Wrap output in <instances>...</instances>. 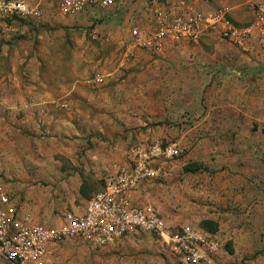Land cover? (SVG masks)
Here are the masks:
<instances>
[{"label":"rangeland","instance_id":"rangeland-1","mask_svg":"<svg viewBox=\"0 0 264 264\" xmlns=\"http://www.w3.org/2000/svg\"><path fill=\"white\" fill-rule=\"evenodd\" d=\"M144 1L137 5L143 6V10L136 18L128 15L129 9L123 3L117 20L105 14L97 19L91 16V28L103 27L115 38L101 41L87 36L84 46L77 44L71 48L57 43L56 51L43 52L44 66L35 69L42 76L57 79L73 77L76 70L84 91H109L116 95L113 100L116 112L100 109L96 116L98 129L91 124L92 115L83 118L85 134L106 142L99 149L116 158L112 163L116 170L119 166L132 167L135 146L157 140L181 143L184 151L175 163L185 161L184 172L201 179L203 185L196 191L200 195L194 199L208 208L200 216L212 213L216 224L215 231L206 230L202 222L210 219L204 218L189 227L219 244L217 251L206 253L200 264H264V66L260 67L264 64V39L255 33L250 40L238 44L210 33L199 43H176L173 49L161 52L137 48L127 55L131 29L135 26L154 29L157 25L156 19L142 13L147 7ZM31 4L39 6L42 16L45 15L41 4L34 1ZM255 4L253 0H245L242 17L229 21L237 27L249 26L254 19ZM173 5L175 0L159 3V7ZM55 6L56 0L54 10ZM40 19H28L26 23ZM36 49L31 54L40 53ZM10 60L1 57L0 79L8 78ZM74 60H78L76 65ZM255 68L262 69L261 74L243 73ZM15 73L25 75L27 68L20 65ZM97 75L111 79L98 85L92 81ZM7 80L0 83V90L8 89ZM186 166L193 167L187 171ZM101 180L100 190L105 178ZM34 184L42 188L51 185L44 179L31 182ZM57 189L54 186L52 192ZM27 210L43 218L39 221L57 226L70 209L51 211L49 217L42 208L34 211L31 204ZM158 241L164 257L172 253L174 261L181 259L189 264L182 252L160 238ZM102 257L86 243L68 240L53 250L49 264H115ZM166 258L162 260L172 262Z\"/></svg>","mask_w":264,"mask_h":264},{"label":"crops","instance_id":"crops-1","mask_svg":"<svg viewBox=\"0 0 264 264\" xmlns=\"http://www.w3.org/2000/svg\"><path fill=\"white\" fill-rule=\"evenodd\" d=\"M30 1L44 7L45 15L39 17L40 20L33 24L19 20L6 21L0 30V60L1 57L11 59L8 78L0 79V83L8 79V89L2 87L0 90V184L10 191L13 204L21 205L22 209H27L31 204L34 211L42 208L49 217L54 210H81L89 199L81 194L82 184L86 183V193L92 196L100 190L102 178L106 182L108 177L115 175L116 169L112 163L116 162V158L100 151L99 146L105 147V141L85 134L83 118L92 115L91 124L98 129L100 125L96 116L100 109L116 112L113 102L116 95L109 91H84L81 87L83 81L76 70L73 77L57 79L42 76L35 68L44 66L43 52L56 51L57 43L63 48H71L77 44L84 46L87 36L101 41L115 38V34L110 35L109 31L107 34L103 27L96 25L91 28V16L97 19L105 14L107 18L117 20L121 14L120 4L123 3L129 9L128 15L133 14L132 17L136 18L143 10V6L137 5L143 0L137 3H134L135 0H114L106 9L95 2L76 13L63 12L62 0H56L55 10L54 0ZM244 1L175 0V8H191L205 14L223 9L231 20L242 17ZM253 1L257 3L261 0ZM144 3L147 7L142 13L155 19L153 15L160 0H145ZM174 45L169 42L163 51ZM34 47L40 53L31 54ZM77 62L73 61L75 65ZM20 65L27 68V74L16 75V67ZM110 79L97 75L92 81L102 85ZM185 164V161L176 164L175 160L166 163L158 179L144 180L131 193L135 204L154 203L166 222L175 228L193 227L204 218L215 219L212 213H208L207 217L200 216L206 214L208 208L198 205L194 197L200 195L196 191L203 182L198 175L184 172ZM11 179L19 180L13 183ZM41 179L51 185L47 188L39 184L31 185V182ZM54 186L58 189L52 192ZM35 218L43 220L40 216ZM158 238L151 233H139L116 245L95 251L115 264H186L181 259L174 261L172 253L165 255L172 262L163 261L167 258L160 250ZM96 257L100 258L99 255Z\"/></svg>","mask_w":264,"mask_h":264},{"label":"built area","instance_id":"built-area-1","mask_svg":"<svg viewBox=\"0 0 264 264\" xmlns=\"http://www.w3.org/2000/svg\"><path fill=\"white\" fill-rule=\"evenodd\" d=\"M99 2L109 7L114 0H62L65 13L84 11ZM253 22L237 27L223 9L205 14L191 8L158 7L154 29L135 26L130 31L131 47L161 52L171 42L199 43L209 33L243 44L256 33L264 39V0L255 4ZM42 16L39 6L30 0H0V30L8 21ZM184 151L180 142L157 140L132 149V167L119 166L106 179L103 189L94 193L81 210H69L62 222L48 225L35 218L30 210L13 204L10 191L0 184V264H49L53 250L68 240L84 242L94 250L116 245L139 233H151L173 249L183 253L189 264H200L206 253L216 252L219 244L190 228L175 230L151 204H135L131 193L147 179H158L166 163Z\"/></svg>","mask_w":264,"mask_h":264},{"label":"trees","instance_id":"trees-1","mask_svg":"<svg viewBox=\"0 0 264 264\" xmlns=\"http://www.w3.org/2000/svg\"><path fill=\"white\" fill-rule=\"evenodd\" d=\"M8 21H11V20H8ZM20 21H26V20H20ZM263 66H264V64H262L261 67H263ZM261 72H262V69H259V68H255L252 70H243V73H245V74H251V73L252 74H261ZM190 167H193V166H186L185 170L189 171L191 169ZM196 170H197V168L194 169V171H196ZM81 194H83L85 197L91 198V196H89L88 193H86V183L85 182L81 186ZM202 227L206 230H209V231H215L216 230V224L212 220H204L202 222Z\"/></svg>","mask_w":264,"mask_h":264}]
</instances>
